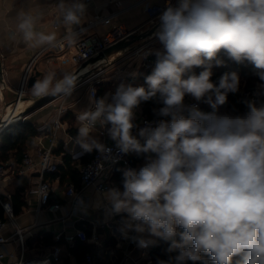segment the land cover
<instances>
[{"label": "clouds", "instance_id": "9594fccd", "mask_svg": "<svg viewBox=\"0 0 264 264\" xmlns=\"http://www.w3.org/2000/svg\"><path fill=\"white\" fill-rule=\"evenodd\" d=\"M60 8L74 44L71 28L87 4ZM18 18L28 46L56 41L55 33L34 30L31 15ZM152 35L161 48L144 54L155 55L144 84H120L99 98L93 90L92 107L77 116L75 143L80 155L101 154L97 174L129 153L144 161L138 169L117 168L120 186L101 192L96 207L119 217L120 231L137 248L163 244L166 258L156 264H264V0H166ZM222 57L254 69L258 82L241 101L243 113L220 111L241 86L237 71L213 81ZM77 80L49 73L31 91L69 97ZM149 102L154 119L138 123L137 110ZM97 125L116 155L92 135Z\"/></svg>", "mask_w": 264, "mask_h": 264}, {"label": "crops", "instance_id": "0c3cea01", "mask_svg": "<svg viewBox=\"0 0 264 264\" xmlns=\"http://www.w3.org/2000/svg\"><path fill=\"white\" fill-rule=\"evenodd\" d=\"M140 1L82 0L87 4L86 16L82 18L80 25H73L71 30H78L89 21L98 18H109V22L96 26L90 31V36L103 37L118 26H122L129 33L153 29L158 25V19L150 22ZM62 2L68 4L75 0H0V128L15 110L18 92L28 64L41 50L49 46L45 44L30 47L23 41L22 33L18 29L20 22L18 14L23 12L31 15L34 18L36 32L55 33L56 41L53 43H56L69 33L60 8ZM151 2L153 5L164 6L166 0H151ZM57 20L60 21L58 26L55 25ZM66 47L64 52L56 47L52 48L48 54L38 59L31 72L25 88L24 101L15 118L18 117L16 119L34 125L38 135L26 142L23 158L17 160L11 157L5 163L7 172L0 180V197L4 202L12 205L15 222L18 228L24 230V258L47 262L46 264H85L86 257L90 255L94 264H156L157 261L152 253L154 247L139 249L136 245H130L128 240L121 239L124 234L120 231V218L109 217L102 208L96 207L101 192L94 188L84 189L81 205L75 207V199L69 197L67 191L71 187L80 191L83 187L80 168L84 164L85 157H80L81 150L75 143V137L79 127L77 116L83 110L92 107L90 85L103 87L106 92H114L120 84H144L147 73L143 70L140 57L133 55V52L141 48L153 51L160 49L161 45L150 36L120 52L90 63L88 70L92 69L94 73L87 79L79 80L71 96L61 97L36 111L27 113L35 100L44 97L32 94L31 89L35 81L43 79L49 73H55V79H61L66 73L78 75L83 72L84 64L75 66L70 62H63L65 58H69L70 51H75L74 44L67 43ZM32 78H35V81L31 85ZM245 85L246 79L241 77V90H244ZM190 102L195 101L190 100ZM63 104L66 108V112L61 116L64 125L57 131L55 137L53 125L58 119L59 109ZM145 117L141 106L137 110V122ZM92 135L106 145L113 143L99 125L93 130ZM51 147L55 162L62 167L67 164L63 172L46 177L51 186L50 203L58 205L57 211L39 209V196L36 193L40 182L39 168L29 171L24 176L17 174L26 155H30L38 162V151ZM95 152L94 150L91 155ZM129 163L138 169L144 161L133 154L129 156ZM120 183L121 173L117 171L116 175L108 180V184L113 187L120 186ZM0 219L7 222L2 235L11 236L15 228L1 203ZM79 231L86 233L87 241L83 242L79 239ZM56 251H58V260L55 259ZM0 254L4 255L0 264L18 262L22 256L21 243L14 241L0 246Z\"/></svg>", "mask_w": 264, "mask_h": 264}, {"label": "built area", "instance_id": "2783aa9c", "mask_svg": "<svg viewBox=\"0 0 264 264\" xmlns=\"http://www.w3.org/2000/svg\"><path fill=\"white\" fill-rule=\"evenodd\" d=\"M87 1L89 2L91 0H87ZM139 3L144 5L145 12L149 17L150 22L156 21L158 19L159 14L161 13V11L163 10L165 6V5L164 6L153 5L151 0H141ZM106 22H109V18L108 19L107 18L94 19V20L89 21L86 25H84L80 29L73 31L77 34V37L74 43L75 51L74 52L70 51L69 58H65L63 62H70L72 65H75V66H80L82 64H85L91 61L92 59H94L95 57H97L98 55H100L105 50L121 42L122 40H124L126 37H128L131 34L122 26H118L112 31L105 34L103 37L90 36L89 33L91 30H93L96 26L106 23ZM59 24H60V21L57 20L55 22V25L58 26ZM68 36H69V33L65 37H63L61 40L57 41L56 43H53L52 45L47 46L46 48L41 50L30 61V63L28 64L26 68L24 77L22 79L21 89L18 92V99L16 101L15 110H17L18 104L24 100L25 92H26L25 88L28 84L31 72L34 70L36 63L38 62V59L44 56L45 54H48V52H50V50H52V48H55V47L58 48L60 51L64 52L67 48L66 47L67 43H69ZM155 50L152 51L151 49L146 50V49L141 48L138 50H134L133 52V55L140 57L142 61L143 70L147 73V75L151 73V70L154 67L155 55L154 54L148 55L145 58L144 54L149 53V52H154ZM93 90H95V98H96L97 96L96 87L94 85H90L89 92H90L91 97H93ZM252 92H253V89L244 90L242 92V95L245 99L251 98ZM191 103H195V102H190L189 104ZM65 112H66V108L64 107V104H63L59 109L58 119L54 122V125H53L55 137H56L57 131H59L64 125L63 122L61 121V116ZM144 119L152 120L154 119V117L152 118L145 117L142 120ZM7 125H3L2 129L5 128ZM107 146L113 148V155L117 154L116 149L114 147V142ZM87 154L88 153H85L82 155L79 154V155L80 157L84 158L87 156ZM133 154L135 153H129L127 155H122L119 160V163L115 165L105 164V170L97 174V169H99L103 165L99 163L101 160V154L96 151L91 156V158L85 164H83L80 168V179H81V184L83 186L82 189L80 191H76L75 188L71 187L67 191V195L69 197H74L75 199L74 206L79 207L81 205V195L84 189L94 188L98 192H103V191H106L108 188H110L108 184V180L116 175L117 173L116 169L119 166H123L124 168L126 167L134 168L129 163V156ZM54 157L55 156L53 153V147L49 149L39 150L38 151V159H39L38 162H36L30 155H26L22 162V166L18 169V172H17L19 176H24L29 171L39 168L40 182L36 190V193L39 196V209L47 208L50 211H57V209L59 208L58 205H53L50 203L51 186H50L49 181L46 180V177L48 175L55 174L59 171L60 165H58L55 162ZM6 172H7L6 164L0 163V180L4 178ZM0 203L3 209L5 210L8 218L10 219V222L13 224L15 228V232L11 236L4 237L2 233L4 229L7 227V222L0 219V246H3L5 244H8L14 241H19L21 243L22 256L18 262L12 263V264H46L47 262L28 260L24 258V252H25L24 230L18 228L15 222V216H14L12 205L9 202H4L1 199V197H0ZM131 235L132 234H130L129 236ZM78 236L81 241L83 242L87 241V236L85 232L79 231ZM121 239L125 241L128 240L130 245H135L131 241L130 238H125L123 236L121 237ZM3 257L4 255L0 254V261L2 260ZM55 259L58 260V251L55 252ZM85 264H94V260L90 255L86 257Z\"/></svg>", "mask_w": 264, "mask_h": 264}, {"label": "trees", "instance_id": "16d2710c", "mask_svg": "<svg viewBox=\"0 0 264 264\" xmlns=\"http://www.w3.org/2000/svg\"><path fill=\"white\" fill-rule=\"evenodd\" d=\"M222 59L224 60L223 66L213 68V81L215 83H218L220 76L223 75L225 72L237 71L240 77L246 79V85L244 90L254 89L258 81L253 74L254 69L250 64L238 65L228 60L226 57H222ZM96 89H98L96 98L103 96L107 91L106 89L100 86L96 87ZM244 90H241L240 88V91L237 94H229L228 103L221 107L220 111L231 112L233 109H235L243 113L245 111V107L241 103V101L245 99L242 95V92ZM187 102L190 103V100H188ZM141 106L143 107V115L148 118H152L153 114L151 112V109L154 107V105L149 102L142 104ZM200 107L204 111L211 110L209 106L204 103H201ZM37 135L38 132L34 125L27 121L18 120L14 118V120L0 133V163L5 164L7 161L10 160L11 157H15L17 158V160L23 158L26 142L30 138H33ZM91 156V153H88L87 156L84 158L83 163L85 164L91 158ZM66 165L67 164L65 163L64 167L60 166L59 171L57 173H59L60 171L63 172L64 168H66ZM17 196H15V198ZM16 213L17 211L15 210V214ZM163 247V244L154 247L152 253L156 261L158 258H166L162 252Z\"/></svg>", "mask_w": 264, "mask_h": 264}, {"label": "water", "instance_id": "95a60500", "mask_svg": "<svg viewBox=\"0 0 264 264\" xmlns=\"http://www.w3.org/2000/svg\"><path fill=\"white\" fill-rule=\"evenodd\" d=\"M157 27H158V25L155 26L153 29H149V30H146V31H143V32H140V33H131L128 37H126L121 42H119L116 45H114V46L110 47L109 49L105 50L100 55H98L97 57H95L94 59H92L91 61L85 63L82 66V69H83V71L84 70H86V71H85V73H79L77 75L78 76L77 83H78L79 80H83V79L89 78L94 73V71L92 69L91 70H88V65L90 63H94L96 60H98V59H100L102 57H107L109 55H112V54H115L117 52H120V51L124 50L125 48H127L128 46L132 45L133 43H135V42H137L139 40H142L144 38H148L150 36H153L152 34L156 31V28ZM30 81H31V85H32L33 82L35 81V78H32ZM59 98H61V97L44 96L42 98H39V99H37V100H35L33 102V104L31 105V107L28 109L27 113H31L33 111H36V110H38V109H40V108H42V107H44V106H46V105H48V104H50L52 102L58 100ZM12 121H6L4 125H7V123L9 125ZM5 128H3V129L0 128V130L2 129L0 131V133Z\"/></svg>", "mask_w": 264, "mask_h": 264}, {"label": "bare ground", "instance_id": "6f19581e", "mask_svg": "<svg viewBox=\"0 0 264 264\" xmlns=\"http://www.w3.org/2000/svg\"><path fill=\"white\" fill-rule=\"evenodd\" d=\"M85 71H86V70H84L82 73H85ZM21 103H22V102H20V103L18 104L17 110L12 111V113H11V115H10V118L7 119V121H12V120L15 118V116L18 114V112H19V110H20V108H21Z\"/></svg>", "mask_w": 264, "mask_h": 264}, {"label": "rangeland", "instance_id": "374dc122", "mask_svg": "<svg viewBox=\"0 0 264 264\" xmlns=\"http://www.w3.org/2000/svg\"><path fill=\"white\" fill-rule=\"evenodd\" d=\"M24 101V100H23ZM23 103V102H22ZM21 106H22V104H21ZM20 112V111H19Z\"/></svg>", "mask_w": 264, "mask_h": 264}]
</instances>
